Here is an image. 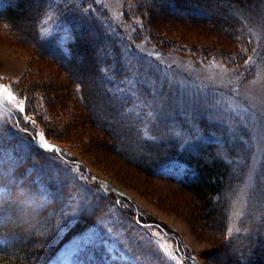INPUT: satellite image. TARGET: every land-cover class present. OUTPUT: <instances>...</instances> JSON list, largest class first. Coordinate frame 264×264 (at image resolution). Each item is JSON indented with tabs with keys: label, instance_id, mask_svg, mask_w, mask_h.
Instances as JSON below:
<instances>
[{
	"label": "rangeland",
	"instance_id": "rangeland-1",
	"mask_svg": "<svg viewBox=\"0 0 264 264\" xmlns=\"http://www.w3.org/2000/svg\"><path fill=\"white\" fill-rule=\"evenodd\" d=\"M58 1L55 0V4L62 7L64 0ZM93 1L94 4L82 5L84 15L91 10L99 23L104 24L105 21L111 31L120 26L130 38V44L123 48L126 56H121L128 71L123 77V84L118 74L112 72L113 68L107 67L103 71L105 78L93 85L88 78L75 77L66 66L54 59L56 57L42 50L40 44L43 41L35 39L26 19L16 23L0 21V103H8L18 117H14L15 125H11L8 115L0 114V131L16 129V134L11 135L21 152L29 151L33 165L39 164L43 154L33 148L28 150L29 136L36 144L40 141L39 137L44 136L46 142L55 147L57 156L54 153L44 156L48 175L38 170L34 174L39 187L37 197L27 201L24 187L19 186L15 195L18 193L23 197L21 204H16L9 209L10 213L1 217L14 225L15 220H20L23 225L21 231L30 232L34 229L32 217L49 211L52 204L60 206L62 196L72 188L77 199H73L68 207L67 220L63 219V224L58 225V222L55 225L60 226L56 231L58 236L62 237L75 219L82 223L89 215L87 209L92 207L91 204H96L95 211L99 214L86 225H94L87 231V236L99 234L102 226L106 225L112 230L109 236L105 235L104 249H96L87 255L90 261L104 264L108 257L116 258L123 254L132 259L137 257L135 262L139 264H237L235 261L247 264L254 246L260 245L264 249V237L253 238L245 250L241 248L243 244L237 246L235 241L239 234L248 230L240 224L242 218L250 216L249 211L253 212L255 208L261 211L260 214L264 210V190L260 187L257 192L253 190L254 184H262L256 178L260 174L264 178L260 169L264 170V55L259 56L264 45V0H252L254 6L248 5L246 11L235 7L234 14L238 20L235 26L231 25V30L238 32L239 36H235L237 41H245L240 37L248 30L247 34L251 35L248 43H254L255 48L242 62L235 60L234 56L218 53L236 49L234 40L225 32L230 29H224L220 20L210 22L197 15L195 12L205 16L213 12L204 10L193 0L183 3L181 11L172 0H155L154 4L150 3L142 10L133 9L135 0ZM73 2H77L76 5L81 3L79 0ZM151 9L159 20L152 33H148L145 12ZM190 9L194 10V15ZM50 19L48 17L49 22L41 30L42 34L52 35L55 24L52 25ZM93 30L92 35L100 37V33ZM35 33L38 35L36 29ZM162 37L169 41L164 50L157 47ZM111 40L112 36L108 42L102 43V59L106 57V50L110 49ZM132 47L138 51L133 57ZM118 59L117 63L120 62ZM112 65L110 62V67ZM151 71L156 78L151 76ZM79 85L85 94L90 93L84 101ZM101 87L107 88L106 92L115 97L127 96L130 99L124 106V113L117 108L119 104L113 101L114 96L110 95L112 98L109 100L97 96L99 91H104ZM145 87L147 92H140ZM109 107L119 112L115 119L108 112ZM142 112L145 113V120L140 126H135L136 130L144 129L148 135L147 127L156 125L161 130L158 133L159 142L177 140L181 146L193 140L209 141L217 144V157L230 159L231 174L235 178L230 181L229 192L221 198L226 209L223 210L224 230L219 224L206 221L200 203L178 184L166 176L148 175L139 169V164L144 162L142 157L149 152L146 147L140 149L132 143L135 131L129 130L126 136L120 132L128 130H125L128 126L124 124L125 115H132V120L136 122ZM18 120L23 128L30 130V135L20 134L16 128ZM203 126H212L215 130L207 132ZM158 141L153 140V145ZM234 141L241 143L242 149L249 148L255 164L249 157L245 168L242 167L246 159L240 155H247L240 152L241 149L235 151L234 157L225 155V143ZM21 156L24 157V154ZM2 163L6 164L0 170L3 177L4 173H12L11 168L19 166L18 161L7 153L0 157V165ZM52 177L56 179L60 193L44 207V200L50 196H44L40 186L43 187L42 183L46 184ZM29 178L30 175H27L28 186L31 183ZM94 179H100V183L107 187L108 198L102 196L99 182ZM5 181L13 183L10 178L5 177ZM7 191V186L2 191L0 189V196L11 195ZM82 206L86 212L81 211ZM108 208H111L116 220L115 212L116 216L121 215V211L131 213L139 232L135 234L130 230L129 223L131 228L134 227L132 219L122 215L118 219L121 223L112 227L111 218L102 214ZM41 227L43 229L35 230L39 240L48 234L44 229L45 223ZM78 243L84 242L76 239L68 243L49 264H81L75 255L83 253L85 247H78ZM22 244H27V240H23ZM38 246L33 245V248ZM227 257L234 260L229 262ZM244 257L248 259L242 262Z\"/></svg>",
	"mask_w": 264,
	"mask_h": 264
},
{
	"label": "trees",
	"instance_id": "trees-1",
	"mask_svg": "<svg viewBox=\"0 0 264 264\" xmlns=\"http://www.w3.org/2000/svg\"><path fill=\"white\" fill-rule=\"evenodd\" d=\"M58 1V0H57ZM74 1V0H73ZM72 0H64L62 1V7L55 4V0H0V21H6L9 23H16L22 20L29 22V26L32 29V34H34L35 39L37 38L42 40L40 46L42 50L46 51L51 57L55 60L62 63L64 66L67 67L68 72L70 74H74V76H80V78H88L90 79L92 85L96 84V81L101 80V78H105L103 71L107 68H113L112 72L118 74L121 83L123 84L125 81L123 77L125 74H128L126 65L122 61V54H124V47L130 44L129 36L124 33L122 28L119 26L115 27V30H110L109 25L99 23L98 19H96L94 13L91 10H88V14L84 15V11H82V5L84 3H92L94 4L95 1L93 0H79V5L77 2H73ZM134 1V0H133ZM155 0H135L133 4V9H140L142 10L144 6L154 4ZM177 3L179 10L181 11L182 7H184L183 3L191 1V0H172ZM203 6L204 10H211L213 13L209 15L198 14L199 16L205 17L207 21H219L224 25V29L230 31H225L230 35V37L234 40L236 44V49L231 52H223L219 51L220 54H226L234 56V59H238L239 61H245V57L250 52H253L254 43L249 45L248 38L251 39V35H248L247 31L243 33V38L245 41H237L235 29L231 30V25L235 26L237 24V18L235 16L236 8L242 9L243 11L248 10L249 6H254L252 0H193ZM70 3V4H69ZM244 5V6H243ZM249 5V6H248ZM81 8H78V7ZM186 9L185 11H187ZM190 9V13L194 15V10ZM182 11V12H185ZM237 12V11H236ZM147 17V30L148 33H152L154 27H156L158 23V17L154 13V11L147 10L145 12ZM48 17L52 19V25H54V29H52V35H48L49 33H41V30L46 27V23L49 22ZM104 18V17H103ZM222 20V21H221ZM102 22V21H101ZM102 22V23H103ZM51 23V21H50ZM229 26V27H227ZM140 29V27H138ZM145 28V26H142ZM236 28V27H235ZM35 29L38 32V35L35 33ZM93 29L100 33V37L93 36ZM233 32V34L231 33ZM247 34V35H246ZM112 36V40L110 43V49L106 50V57L102 59L101 56V48L102 43L105 42L109 37ZM236 36V37H235ZM239 36V35H238ZM235 37V39H234ZM46 39V40H45ZM254 41V40H253ZM120 43V44H119ZM261 44V41H260ZM60 45V46H59ZM156 45V44H155ZM165 45V46H163ZM169 45V41L167 38H159V43L157 47L161 50H164L166 46ZM256 45L260 47L259 43L256 42ZM259 56L264 55V45L261 46ZM256 51V50H255ZM138 52L136 48L132 47V57L136 56L135 53ZM205 52V51H204ZM233 54V55H232ZM125 55V54H124ZM123 55V56H124ZM126 56V55H125ZM230 56V57H231ZM118 57L120 58V62H118ZM229 57V59H230ZM115 61V62H114ZM241 61V62H242ZM110 62H112V66L110 67ZM125 62V61H124ZM120 64L123 66V69ZM254 67L255 64H253ZM107 67V68H106ZM129 70V69H128ZM145 71V69H143ZM121 71V72H120ZM124 71V73H123ZM130 71V70H129ZM120 72V73H119ZM105 73V72H104ZM81 74V75H78ZM106 76L107 73H106ZM151 76L156 78L155 74L151 71ZM86 81V80H85ZM80 87V96L82 100L89 98L90 93L82 90V86ZM108 87V86H107ZM102 93L99 91L98 97H105V100H109L114 95L107 93V88L101 87ZM109 88V87H108ZM96 89V88H94ZM147 88H142L140 92H147ZM107 91V92H106ZM101 93V95H100ZM84 95V96H83ZM111 95V96H110ZM119 96L112 98L114 102L119 104L117 107L119 110H122L124 113V106L130 102V99L125 96L124 98H120ZM0 114L4 116V114L8 115L9 123L15 125L14 117L18 118L16 114L10 108L8 103L1 102L0 103ZM108 112L112 114V119L117 117L119 112H116L113 107H109ZM145 113L142 112L138 121L132 120V115H125L124 116V124H127V128L124 131L120 132L124 136L128 135V131L131 130L132 132L135 131L136 137L133 138V144L137 148H144L146 147L149 155L146 157H142V164H139V169L143 170L146 174L156 176H166L168 180L178 184L182 189L190 193L192 196L196 198V200L200 203L202 207V211L204 213V218L206 221H210V223H217L220 225L222 230L225 229V214L223 210L225 209L224 203H222L221 198L228 193V188L231 185V180H233L232 173V163L229 158H219L215 152L217 144L205 142L204 140H193L187 143L186 145L181 146L177 140H166V141H158V133L161 131L160 128L156 125H149L147 127V134L146 131L143 130H136L135 126L141 125V122L145 120ZM207 119V117H206ZM129 121V122H128ZM131 121V122H130ZM15 127V126H14ZM151 127V128H150ZM205 131L215 130L214 127L210 126H203ZM17 130H20V134L23 136H27V134H31L30 130L28 131L26 128H23L18 120V124L16 125ZM125 128V127H124ZM149 128V133H148ZM15 128L4 129V131H0V157L6 155H12L18 161L19 166L15 168H11L12 173L9 174H2L0 173V189L1 191L6 188H9V192L11 195H8L9 192L7 191V197L0 196V217L4 215V213H8L13 206L16 204H21L22 196L17 195L16 192L19 186L24 187V196L25 199L28 201L30 199H35L38 195L39 187L37 182L34 179V174L38 170L44 175H48V170L44 167L45 155L48 153L55 152L50 150H44L42 147V143L37 141V144L31 139L29 136L28 141V150L32 148L39 152L40 158L38 160L39 164L33 165L31 161L32 157L29 155V151L21 152L18 148L17 143L15 142V138H13V134H16ZM15 131V133L11 132ZM143 133V134H142ZM151 133V134H150ZM12 134V135H11ZM10 135V137H8ZM120 136V134H118ZM143 135V136H142ZM12 136V138H11ZM130 137V136H128ZM117 136V140H118ZM153 140H157L158 144L153 145ZM226 154L227 156L234 157L236 154L235 151L240 152L243 151L244 154L247 156L240 155L241 157H245V162L242 167L245 168V163L247 164L249 157L255 164V160L252 159V156L249 154V148H244L241 146V143H228L226 144ZM128 153L132 154L131 150H128ZM233 153V154H231ZM24 154V157L21 156ZM250 155V156H249ZM33 161V159H32ZM235 164V163H233ZM2 165V166H1ZM0 165V170L5 168L6 164L2 163ZM252 166V163L250 164ZM23 167V169H21ZM164 168V169H163ZM160 169V170H159ZM262 171L264 172L263 168L261 167ZM27 170L29 172H27ZM27 172L28 174H25ZM167 172V173H166ZM245 171H243L244 173ZM248 172V169H247ZM246 172V173H247ZM262 172V173H263ZM164 173V174H163ZM166 173V174H165ZM242 173V174H243ZM27 175H30L29 180L31 181L30 185H27L28 179ZM8 176V177H7ZM6 178H10L13 183L8 184L5 181ZM72 176H70L71 179ZM243 177V175L241 176ZM73 179V178H72ZM257 181L261 184L259 185L254 184L253 190L257 192L259 189L264 190V183H263V175L260 174ZM98 181V189L101 191L102 196L109 197V192L106 186L100 183V179H94ZM73 181V180H72ZM56 179L54 177L50 178L46 184L42 183L41 193L45 196H50L47 200H44L43 205L44 207L48 206V201L52 200L53 198L56 199L58 193H60V188L56 183ZM65 182V181H63ZM20 187V188H21ZM27 187V189H26ZM14 192V193H13ZM6 196V195H5ZM11 199V204L9 200ZM23 199V200H25ZM73 199H77V196L72 191V188L67 192L64 193L62 196V203L60 206L57 204H52L49 211L44 212L40 216L34 215L32 217L31 224H33L34 229L22 232V222L15 220V225L11 221H6L4 218L1 217L0 220V264H49L51 260H53L66 246L68 243L77 239V241L84 243H78V247H85V250L81 254H76L75 257L81 264H99L94 260H91L87 257V255L93 251L103 250L104 249V238L105 235L109 236V233L112 232L111 227L106 225L105 227L102 226V230L99 234L91 233L89 236L88 230L93 228L94 225H89L92 220H95L98 217V214L95 211V205L91 204L92 207L87 209V218L80 223L78 220L70 224L69 229L62 233V237H59L56 233L57 229L60 227L58 226L61 222L62 224L63 219H66L68 214V207L72 203ZM81 197L78 199L80 201ZM19 200V201H18ZM257 202V201H256ZM260 203V200H259ZM42 204V203H41ZM19 206V205H18ZM58 206V207H57ZM81 211H84L83 206L81 207ZM114 210V209H113ZM103 211V210H102ZM86 212V211H84ZM251 215L244 216L240 224L245 225L248 230L239 234L235 241L238 243L237 246H241V248L247 249L251 242H253V238H260L264 237V210L262 214H260V210L257 208L254 209L253 212L249 211ZM10 213V212H9ZM102 214L105 216H109L112 221V227L119 225L121 222L118 220L120 216H124L125 218L132 219L133 228H131V224L129 223V229L132 230L134 233H138V226L133 223V215L129 212H120L119 216H116L117 212H115L116 219H113L114 213L111 211V208L104 210ZM11 216L13 214H10ZM62 217V221H60ZM250 217V218H249ZM260 217V218H259ZM208 221V222H209ZM59 222V223H58ZM45 223V230L48 231L47 236H43L41 240L36 238L35 230L43 229L41 226ZM58 223L57 226H55ZM55 227V228H54ZM56 229V230H54ZM22 230V231H21ZM85 230V231H84ZM129 234V232H127ZM135 233V234H136ZM23 240H27V244L31 243L30 245L22 244ZM33 245H39L37 248H33ZM113 248L114 245L111 244ZM110 252V249H107ZM120 251V250H119ZM251 258L247 260V257L241 259L242 262H246L247 264H264V249L260 245H256L253 247L251 251ZM120 253H122L120 251ZM121 255V254H120ZM122 256V257H121ZM121 256L108 257L104 260V264H139L135 261L138 259H132L130 257H126L123 254ZM74 257L75 261L77 259ZM114 258V259H113ZM228 261L234 260L232 257H227ZM158 262V260H156ZM237 264L239 262L235 261ZM146 264H152V262H146ZM154 264V263H153Z\"/></svg>",
	"mask_w": 264,
	"mask_h": 264
},
{
	"label": "snow or ice",
	"instance_id": "snow-or-ice-1",
	"mask_svg": "<svg viewBox=\"0 0 264 264\" xmlns=\"http://www.w3.org/2000/svg\"><path fill=\"white\" fill-rule=\"evenodd\" d=\"M4 91H7V89H4ZM9 96H11L10 93H9ZM20 110H21V111H24L23 108H21ZM39 140L41 141V143H42V147H43L44 150H50V151H53V152L55 151V149H53V148L51 147V145H49V144L46 142L44 136H40V137H39Z\"/></svg>",
	"mask_w": 264,
	"mask_h": 264
},
{
	"label": "bare ground",
	"instance_id": "bare-ground-1",
	"mask_svg": "<svg viewBox=\"0 0 264 264\" xmlns=\"http://www.w3.org/2000/svg\"><path fill=\"white\" fill-rule=\"evenodd\" d=\"M196 250V249H195ZM199 252V251H198Z\"/></svg>",
	"mask_w": 264,
	"mask_h": 264
}]
</instances>
